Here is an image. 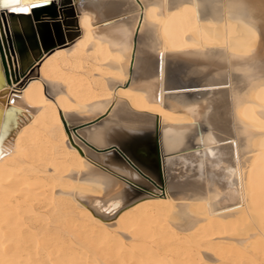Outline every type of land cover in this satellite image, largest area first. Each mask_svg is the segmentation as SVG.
Here are the masks:
<instances>
[{
  "label": "bare ground",
  "instance_id": "obj_1",
  "mask_svg": "<svg viewBox=\"0 0 264 264\" xmlns=\"http://www.w3.org/2000/svg\"><path fill=\"white\" fill-rule=\"evenodd\" d=\"M42 10L0 0V264H264V0Z\"/></svg>",
  "mask_w": 264,
  "mask_h": 264
},
{
  "label": "rangeland",
  "instance_id": "obj_2",
  "mask_svg": "<svg viewBox=\"0 0 264 264\" xmlns=\"http://www.w3.org/2000/svg\"><path fill=\"white\" fill-rule=\"evenodd\" d=\"M74 20V18H73V16L71 15V14H69V15H65V21H66V27H67V29L68 30H71V28H72V26H71V23H72V21ZM109 23V22H108ZM68 26H70V27H68ZM21 38H22V40L24 41V46H26V44H29V43H31V42H29L28 43V41L26 40V37H24V36H20ZM55 37L57 38V39H59V41H60V35L59 34H57V35H55ZM7 37L5 36V39H6ZM6 41H7V43H6V50L7 49H9L10 48V42H9V39L7 38L6 39ZM27 42V43H26ZM8 44V45H7ZM47 48V47H46ZM48 48H50L49 46H48ZM12 50V49H11ZM9 51V54H10V49L8 50ZM8 54V57H9V60H10V62H11V58H10V55ZM12 57V56H11ZM40 57V56H39ZM12 59H13V57H12ZM40 59V58H39ZM36 64V63H35ZM35 64H32V65H30L29 67H27V68H25L24 70H22V71H20L19 72V69L17 68V66H16V63H15V65H14V63H13V65H14V69L12 70V75H13V78H14V82H15V84H17V83H19L20 81V79L22 80L25 76H27V74L30 72V70L33 68V66L35 65ZM154 68V66H151L150 67V69H153ZM12 69V68H11ZM18 69V70H17ZM19 72V73H18ZM18 73V74H17ZM31 78V79H30ZM29 78V80L31 81L32 80V77H30ZM107 115H108V113L107 114H105V115H102L101 116V118H100V116H98L96 119H94V120H92V121H87V122H78V123H75L72 127H71V132H72V134H74V135H76V137L78 138H80V136L78 135V133L79 132H85V131H89V130H92V129H94V128H96V127H98L102 122H105L108 118H107ZM106 117V118H105ZM93 125V126H92ZM70 136V135H69ZM78 138V139H79ZM79 140H81V138L79 139ZM108 147H112L113 148V150L115 151V152H113L112 150L111 151H108V152H105L104 151V149H106V148H108ZM111 148V149H112ZM110 150V149H109ZM100 153H103V154H117V155H120V153L115 149V146H113V145H110V146H107V147H105V148H103V149H100ZM159 158V157H158ZM148 161V163L150 164V165H152L154 168H156V159H155V157L154 156H150L149 157V160H147ZM159 166H160V163H159ZM141 188H139V190H140ZM158 192H160V193H162V189H161V187L160 186H158Z\"/></svg>",
  "mask_w": 264,
  "mask_h": 264
},
{
  "label": "water",
  "instance_id": "obj_3",
  "mask_svg": "<svg viewBox=\"0 0 264 264\" xmlns=\"http://www.w3.org/2000/svg\"><path fill=\"white\" fill-rule=\"evenodd\" d=\"M42 9H44V8L37 9V10H35L33 12L34 19L37 20V21H40V22H36L35 23L36 32L39 35L40 39L43 36V32L46 30V25H47V22H48L47 20H49V18H47V17L52 16V13L50 11H46V10H42ZM40 10H42V11H40ZM25 28H26L25 29L26 30V32H25L26 40L28 42H31L33 45H35V36H34L33 30L31 28V26L29 25L28 21H27V27L25 25ZM12 32H13V38H14V40H13V48H14V51H16L17 55L20 56V54L23 52V41H22V38L20 37V35H18L16 31H12ZM43 44H44V46H46L48 44L49 47L51 48L50 41L49 42H45L44 41ZM0 57H1V52H0ZM3 75H4L3 78L5 79L6 78V73L4 72ZM6 109H7V107H6ZM111 148L112 147H108V148H106L104 150H109Z\"/></svg>",
  "mask_w": 264,
  "mask_h": 264
},
{
  "label": "snow or ice",
  "instance_id": "obj_4",
  "mask_svg": "<svg viewBox=\"0 0 264 264\" xmlns=\"http://www.w3.org/2000/svg\"><path fill=\"white\" fill-rule=\"evenodd\" d=\"M3 3L8 15L30 16L35 10L50 6L53 0H3Z\"/></svg>",
  "mask_w": 264,
  "mask_h": 264
}]
</instances>
